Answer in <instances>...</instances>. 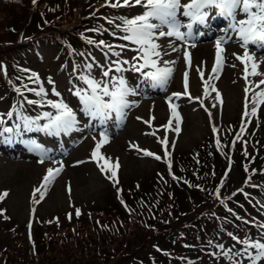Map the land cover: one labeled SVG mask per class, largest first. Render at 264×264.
<instances>
[{
    "label": "rangeland",
    "instance_id": "obj_1",
    "mask_svg": "<svg viewBox=\"0 0 264 264\" xmlns=\"http://www.w3.org/2000/svg\"><path fill=\"white\" fill-rule=\"evenodd\" d=\"M12 1L13 3H4V6L0 9V17H4L7 10L15 14L13 6L21 7L23 11L18 12V15L11 20V23H13L12 25H16V28L23 26L22 29L26 32L34 21L33 17L32 23H30V25L28 24L30 16H35L36 12L28 8L29 4H26V0ZM40 1L43 2L47 0ZM50 1L52 3H49L47 7L43 8L44 11L47 12L42 13V16L48 18L56 15L60 8L61 13L67 15H69L68 12L72 14V12L76 13L77 10L80 14H84L83 11L85 8L88 15L96 14L94 9L99 7V5L115 2V0ZM91 3H94L93 6L90 5ZM127 9L135 14H139L142 11L140 7H129ZM91 17H94V15ZM182 18L183 17H180L181 20ZM81 20L82 18H78V22ZM62 22L63 20L60 19L59 23ZM14 30L15 29L12 28L11 31L14 32ZM13 32L8 33L9 38H15L16 32ZM105 34L107 33L105 32ZM1 36L4 35L0 33V37ZM88 37H90V35ZM118 38L119 37H116V39ZM110 39L111 37L109 36V40ZM114 39L115 38H113V40ZM216 40L215 37H199L198 40H190L187 43H183L180 41H174L173 38L164 37L157 41L165 47L169 42H174L179 48L178 52H172L170 57H165V59L171 58L176 61L174 72L167 85L163 87V90L166 92V97H164L165 102L163 101L162 96L156 91H153L148 95H143V92L147 90L141 89V93H139L137 89L138 78H135L134 76L137 73L132 70L131 63L122 65V67L126 69L123 73H112L113 75H123L127 79L128 85L137 89L134 98H139L141 103L136 106L134 112L131 114L142 117L140 120L130 115L122 125L121 129L113 131L107 136V141L99 148V153L102 157L110 158V164L118 163L119 165L118 168L114 169L116 175L112 179H109V177L112 176V171L105 165V161L103 159L95 160L92 158V151L101 140V130L104 131L106 127L103 125L93 129H90L92 128L91 126H89L90 128H84L82 123L84 121L87 122L84 117H82V123L79 122L77 124V130L72 131L73 133L70 136V138L77 137L80 143L66 156L50 157V159H43V162H40V156L33 151H29L25 144L22 145L20 142H15V147L13 149H9L7 146L1 147L0 196L3 198H0V241L8 244L10 251L6 250V252L14 254V250L18 249L19 244L15 243V239L25 238V241L28 242V240L32 238L31 229H33L34 226H37L35 232L38 236L39 234H42L47 237L48 234L45 235L43 231L46 228L49 230L56 229L54 228V224H56L57 219L60 218L59 215L64 214V210L73 215L77 213V210L81 213L83 210L86 212L89 211L90 208L103 213V225L105 226V229L107 228L106 234H108L109 237H111V235L119 236L122 245L128 241L129 246L131 245L130 250L138 247L135 240L137 239L136 236L139 234L137 233V228L135 226V224L137 225V221L136 218H134V215L141 216L138 205H148L146 203L148 199L144 195L140 196V199H132L130 198L131 193L128 192L129 190H135L140 194L142 188L146 187L149 181L147 179L149 177L147 171L155 173L160 168H170L172 164L170 160H166L162 164L161 162H158L159 159H156V155L147 156L144 154V150H147L148 152L161 151L159 150V147L161 146L157 134L160 135L161 138L164 137V134L167 135L168 145L166 155L170 157L172 152L177 149H182L183 152L186 153L187 150L192 149L193 147L201 148V141L204 140V138L207 136L215 138L218 135V127L224 119L233 120L238 116L241 121V118H244V123L242 121V124L237 130V136L239 135V139H236V137L232 138L233 143L230 145L229 150L236 145H241L242 151L245 150L246 154L241 160H239V163L242 167L248 166V163L254 156L250 134L254 133L256 130L255 127L258 118L264 119V104H260L257 107L256 113L252 114L251 107L253 94H251L250 103H248L247 108L249 114L247 116L244 115V109L242 106L243 97L241 92L242 83L240 78V61L236 60L235 56L232 55L234 52L243 54V50L239 48L236 42H233L235 41L234 35L233 41L222 45L224 49L222 53L223 66L217 73V82L212 84V88L214 87L216 91H212L205 95V98L210 99V103L217 105L215 100L216 94L217 92H219L220 96L222 94V107L216 108V117L214 121H208L205 119L203 113L190 110L193 107V100L191 98H195L198 93L201 95L198 88L200 81L197 68L191 69V75L194 74V76L190 84V90H193L191 89V86L193 85V91L196 93H190L185 97L180 96L179 98L173 96V93L180 91V82L185 71L183 66L184 49L187 48L188 52L192 55L194 62L201 57L200 59H205L209 65L212 62H216V50L214 46ZM191 44H195V47H192ZM131 46L132 45H129L123 50H112V52H120V57H116L110 51H107L110 53L106 64L101 61L102 59L100 56L98 57L104 67L108 66L110 60L117 59L128 60L138 65L141 63V60L132 61V57L136 55V53L129 48ZM46 53L47 55H50L49 52ZM260 57L261 58L255 55V60L259 64L258 71L264 73V58L262 55H260ZM259 59L262 60L260 61ZM233 65H235V67H233ZM42 70L47 72L43 66L40 70L41 73H43ZM260 77L262 76H252L251 80L256 81V79ZM99 78L100 77H98V79ZM28 80L29 79L25 77L23 80L19 79L18 82L25 84ZM54 81L71 86V82L75 81V77L69 76L63 71V76H59L58 80ZM49 85V81L48 84L37 82L38 89L42 86L45 92L49 91V94H51L53 87L50 88ZM260 89H264V85H262ZM260 89H257L255 92ZM74 90L75 89H71L69 92L65 93V97H74L78 99L73 95ZM170 104L177 105L175 109H178L179 111V125L182 127L179 133L175 127L177 125L176 116L173 115L169 106ZM134 105L135 104H131V106ZM28 115L32 116L31 114ZM76 115L77 119H79L77 113ZM2 117L3 116H1V118ZM170 119L172 121L171 124L168 123ZM255 119L256 121L254 122ZM45 135L47 134L38 131L35 136H31L26 140L38 139L43 146L47 141H42L39 138ZM17 140L19 141V138ZM161 141L164 142V139H161ZM257 148H260V146H257ZM247 155H252V157L247 159ZM125 157H128V159H125ZM49 168H60L61 170L45 188H41V185L44 184V177ZM101 168H104L105 170L102 172ZM228 172V176L230 175V182L233 181L232 185L238 184L243 176V170H239V167L237 168L231 165ZM157 173L160 174L158 171ZM160 178H164V183H168V181L173 185L175 183V180H169L165 176H161ZM36 189H41L44 193L43 199L40 198V193L35 191ZM124 189L127 192V198L124 196ZM189 191H191L189 192L190 198H202L203 193H200L198 190L196 192H193L192 190ZM4 193H7V195H3ZM187 195L188 193H186V196ZM187 201L191 202V204H196L194 200L189 198H187ZM115 205H121L124 207V210H133V215H130L129 217V214L124 215L121 213L119 214L117 211H112L111 207H114ZM202 206L204 205H197L195 210ZM185 207L189 208L190 206L186 205ZM32 211H34V214L38 215L36 218L40 219L41 225H43L42 227L39 228V223L35 219L34 221H31V218H29ZM192 214L193 211L191 210L186 218H189ZM89 226V224H84L85 230ZM8 227L12 229H7ZM67 237L68 238L65 239L67 243L63 242L61 247L53 246L52 250L54 252L48 251L46 253L44 256L46 261L53 262L54 257L61 250L71 252V249H75L76 245H85L88 243V240L84 237ZM220 238L222 237L219 233L214 234L213 239L210 242V244H212L210 251L206 239L200 241L195 240L193 237L186 234H179L174 237L173 247L175 248V251L171 252L166 259H162L161 262L152 264H232V262L225 257V251H221L222 248L218 247L219 245L223 246V241L219 240ZM235 243L237 244V241H235ZM22 246H25V244ZM27 248L30 249L28 245L26 249ZM149 248L150 245L148 244L141 248L140 251L143 252ZM241 248L242 246L234 248L228 247L227 252L229 255H232ZM22 251H24L23 248ZM17 255L18 254H16V256ZM20 255H22V253ZM61 258L62 257L59 256L57 260H60ZM69 260L77 264L79 258H70ZM121 260L122 259L118 260L116 264H130L126 261L121 262ZM234 260H240L241 264H249V262L242 257H234ZM260 264H264V261H261Z\"/></svg>",
    "mask_w": 264,
    "mask_h": 264
},
{
    "label": "snow or ice",
    "instance_id": "obj_2",
    "mask_svg": "<svg viewBox=\"0 0 264 264\" xmlns=\"http://www.w3.org/2000/svg\"><path fill=\"white\" fill-rule=\"evenodd\" d=\"M32 2L35 4L37 0H32ZM110 6L113 8L139 6L142 9L135 16L119 17L120 24L116 25V27L123 33L119 39L127 42L118 45V47L123 50L129 45H134L135 47L131 50L136 55L132 57V61L142 60L143 62L137 65L128 60H110L107 67L98 66L101 68L99 79L92 74L94 65L91 63L85 64L82 69L79 67L73 69L74 73L79 71L77 79L83 85L74 86L73 95L79 99L84 115L89 117L90 120L99 121L100 125H104L113 117V114L117 122L121 121L126 115L125 110L131 106L128 97L135 95L137 91L136 88L128 85L123 75H113V72L117 74L123 73L126 69L122 65L131 63L132 70L139 72L144 81L151 82L152 87L163 88L169 82L174 72L173 66L176 63L175 60L170 58L165 59V57H170L172 52H178L179 48L174 42H169L165 47L157 41L160 38L168 37L173 38L174 41L187 43L193 39L194 29L197 26H207L210 18L220 17L227 21L224 35L215 41L216 62L213 65L212 72L218 73L222 68V53L224 51L222 45L233 41L234 35L235 41L233 42L238 44L239 48L243 50V54L234 52L232 55L244 66L243 71L246 85L249 83V76L264 77V73L258 71L259 64L255 60L256 54L253 51L254 48L264 49V0H188L187 3H183L182 0H115ZM180 17L185 18L186 22L182 21ZM109 23H114V21L110 20ZM199 34L202 35L203 33ZM88 42L93 43L91 40ZM99 44L105 45V42L101 40ZM105 46L109 50L113 47L112 45ZM191 46L195 47V44H191ZM112 54L116 57H120L121 55L120 52H113ZM183 56L185 63L190 66V53L187 48L184 49ZM197 71L200 73L201 78H203V73L199 68ZM183 75L184 92L173 93V96L177 98L181 95H189L187 71ZM32 76L36 77V74L33 73ZM211 78L213 77H209V79ZM37 81L38 77L34 82ZM49 83H53L51 79H49ZM261 85H264V78L255 82L257 89H260ZM207 87L206 85L205 95H207ZM27 90L34 92L36 96L41 98L40 100H27L29 105L35 104L43 107L46 103L54 111L40 112L35 117H32L25 115L22 109L17 110L14 107L13 111L7 113L10 119L15 114L16 122L11 127L5 126L6 121L0 119V142L24 143L29 151L38 152L41 155L40 162H43V158L47 156L49 150L44 149L34 140L20 139L18 141L17 138L22 137L23 133L31 131H42L52 136H59L61 133L67 135L77 130L79 121L77 120L76 112L63 100H48L45 102L44 96L47 94L42 86L38 90ZM212 90L216 91L215 88ZM250 90L249 87H245L244 89L246 101L249 99L247 94ZM16 91L23 95L19 88ZM52 94L56 96L60 95L55 87L52 89ZM216 100L221 101L219 92L216 94ZM260 104H264V89L253 92L252 114L256 113L257 107ZM169 106L173 115L176 116V130L179 131V114L176 112L174 105L170 104ZM245 108H248V103L245 104ZM248 114V111H245L244 115L247 116ZM41 121L46 122L41 124ZM171 123L170 119L169 124ZM100 135L101 140L97 143L96 148L93 149L92 158L95 160L103 159L105 161V165L112 171V176L109 177V179H112L116 175L114 169L118 168L119 165L118 163L110 164V158H104L100 155L99 148L107 141V134L101 131ZM144 154L147 156L154 155L147 150H144ZM156 159H160V157L156 156ZM60 170V168H49L41 188H45ZM104 170V168H101L102 172ZM35 191L39 192L40 198L43 199L44 193L41 189H36ZM3 195H7V193ZM0 198L3 197L0 196ZM77 215H79V210H77ZM260 227H264V225ZM232 239L242 245V248L232 255H229L228 252L224 253L225 257L232 264H241V261L234 260V257H242L249 264H260L261 261H264V235L261 236V239L257 240H239L236 236H232ZM218 247L223 248L222 245Z\"/></svg>",
    "mask_w": 264,
    "mask_h": 264
},
{
    "label": "trees",
    "instance_id": "obj_3",
    "mask_svg": "<svg viewBox=\"0 0 264 264\" xmlns=\"http://www.w3.org/2000/svg\"><path fill=\"white\" fill-rule=\"evenodd\" d=\"M20 1V0H19ZM27 1V0H26ZM0 9L4 6V3H13L12 0H0ZM28 4V3H27ZM39 6H42L39 4ZM15 14L5 12L4 17H0V33L4 36L0 37V81L5 80L14 76L16 73L15 64H21L25 61L28 62L29 56L21 53L17 54V49L20 47L17 40V34L21 31V27L16 28V25H12L11 20L18 15V12H22L21 7H15ZM38 7V4L34 8ZM28 8H32L29 6ZM26 13V10H25ZM70 14V12H68ZM75 14V13H73ZM24 16V15H22ZM28 24L32 23V18ZM54 19L52 23L45 22L39 28L36 27L33 22V27L37 30L33 32V37H58L66 35L71 36L73 30L69 27L75 25L77 22L74 18L69 19L67 16H62L61 20L64 23H59L56 15H53ZM68 24L69 26H64ZM13 27L16 32L15 38H9V34L13 31L9 29ZM13 32V33H15ZM49 39H47L48 41ZM62 42V41H61ZM54 48H63L59 42H50ZM7 66L6 71H2V66ZM257 141L262 143L264 141V125L258 132ZM264 158V155L262 156ZM203 157L196 161V164L192 163L187 167V174L182 175L184 179H179L178 182L164 183L161 178L153 177L147 183V186L142 188L140 194L137 191L129 190L130 198L140 199V196L144 195L147 197L148 205H138L141 212V216L134 215L136 218L137 233L135 243L138 247L130 250L131 245L127 241L122 245L121 238L119 236L111 235L109 237L106 234L105 226L103 225V213L93 212L85 213L81 212L74 218L70 215H64L62 219V228L57 231H51L44 233L47 237L42 234L39 236L35 232L33 227V239L32 242H26L25 238L15 239V243L19 244L18 249H15L14 254H9L6 250L10 251L8 244L0 241V264H75L70 261V258H79L77 264H116L118 260L122 259L121 262H127V257H131V254L137 252L146 245H150V248L141 252L139 256H147L153 258L165 259L166 255L162 251L168 252L172 250L174 246V237L179 234H186L193 237L195 240H209L210 237L216 232L227 233V227L223 228V224L229 225L230 229L234 230L238 227V221L236 219L237 212L242 213V208H250V202L252 193L249 190L255 186L264 185L261 182H255L256 169L252 164L246 169L247 173H252L253 177L243 175L240 179V185L234 186L231 191L225 192L226 194L222 199L220 197L224 194L221 191L214 194V187L211 182L212 174L208 173L212 169V165L206 160L205 165L199 169L200 164L203 162ZM155 176V175H154ZM245 183V184H242ZM254 183L250 186V184ZM235 189V190H234ZM189 190L200 193H206L202 203L199 200L202 198H193L196 204H191L187 201L189 198ZM192 192V193H193ZM186 193L188 195L186 196ZM124 196L127 198V192L124 189ZM140 201V200H139ZM129 204V200H128ZM190 206L186 208L185 206ZM197 205H204L199 209L195 210ZM126 209V208H125ZM112 211H117L119 214L133 215V210H124L121 205H115L111 207ZM193 211V214L186 218V216ZM39 228L42 227L40 220L38 219ZM84 224L90 226L85 230ZM67 227V228H66ZM64 228V229H63ZM12 229V228H7ZM74 230V231H72ZM84 237L88 240L85 245H76L75 249H71V252L61 250L54 257V261H46L44 256L48 251H52V247H61L62 243L66 242L65 239L68 237ZM3 244V245H2ZM25 244V246H22ZM32 244V245H30ZM27 245L30 247L26 249ZM155 245V246H154ZM129 246V247H128ZM208 246V245H207ZM24 251H22V248ZM164 250H161L163 249ZM130 250V251H129ZM22 253V255H20ZM16 254H18L16 256ZM62 257L57 260L58 257ZM137 256V255H132Z\"/></svg>",
    "mask_w": 264,
    "mask_h": 264
},
{
    "label": "bare ground",
    "instance_id": "obj_4",
    "mask_svg": "<svg viewBox=\"0 0 264 264\" xmlns=\"http://www.w3.org/2000/svg\"><path fill=\"white\" fill-rule=\"evenodd\" d=\"M188 117V116H187ZM187 119H189V118H187ZM191 119V118H190ZM194 122H197V121H194ZM190 124V123H189ZM196 127V126H195ZM128 159V157H125V159ZM128 162V161H127ZM127 164V163H126ZM18 177V176H17ZM92 180V179H91ZM91 182V181H90Z\"/></svg>",
    "mask_w": 264,
    "mask_h": 264
}]
</instances>
